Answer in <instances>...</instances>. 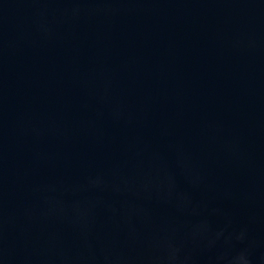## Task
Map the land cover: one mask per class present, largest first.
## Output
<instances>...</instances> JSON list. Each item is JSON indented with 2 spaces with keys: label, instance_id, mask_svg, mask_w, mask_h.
I'll return each instance as SVG.
<instances>
[{
  "label": "water",
  "instance_id": "water-1",
  "mask_svg": "<svg viewBox=\"0 0 264 264\" xmlns=\"http://www.w3.org/2000/svg\"><path fill=\"white\" fill-rule=\"evenodd\" d=\"M0 264H264V0H0Z\"/></svg>",
  "mask_w": 264,
  "mask_h": 264
}]
</instances>
